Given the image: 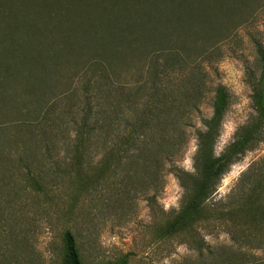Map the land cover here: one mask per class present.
<instances>
[{"label": "trees", "instance_id": "16d2710c", "mask_svg": "<svg viewBox=\"0 0 264 264\" xmlns=\"http://www.w3.org/2000/svg\"><path fill=\"white\" fill-rule=\"evenodd\" d=\"M8 1L9 19L0 23V128L16 127L24 139L15 138L8 152L0 145L1 190H15L11 153L42 148L49 153L50 144L64 135L61 125L66 122L74 156L64 172L76 176L81 187L101 189L102 176L112 168L147 176L157 185L169 167L185 194L163 235L185 232L199 222L223 221L231 223L232 241L239 244L237 264H242V246L264 250V157L242 173L227 200L211 201L231 167L264 142L263 48L258 50L261 74L249 81L253 118L216 155L231 102L226 87L217 85L213 114L197 130L194 170L187 172L175 160L185 150L193 116L206 98L208 77L201 66L205 57L189 53L185 41L198 43L222 24L209 0ZM83 51L88 54L82 64L63 78L69 70L64 65ZM135 58V69H118ZM93 151L102 152L96 163L88 160ZM25 182L43 188L36 169L29 170ZM63 252L64 264H84L69 230L63 235ZM246 264L264 263L248 259Z\"/></svg>", "mask_w": 264, "mask_h": 264}, {"label": "rangeland", "instance_id": "374dc122", "mask_svg": "<svg viewBox=\"0 0 264 264\" xmlns=\"http://www.w3.org/2000/svg\"><path fill=\"white\" fill-rule=\"evenodd\" d=\"M8 4V0H0L3 25L11 12ZM209 5L217 13L215 20L222 24L198 43H191L188 38L185 41L189 53L205 57L201 66L208 77L206 98L193 116L185 150L175 160V165L187 172L194 170L197 130H203V120L213 114L214 88L225 86L231 95L215 144V154L220 155L255 114L249 81L257 79L262 71L258 50L264 49V0H209ZM206 50L210 52L202 55ZM87 54L83 51L73 56L64 65L69 70L62 72L63 78L80 66ZM138 59H131L130 63ZM135 63L129 67L123 63L118 69H135ZM56 88L62 90V84ZM16 113L13 110V119H18ZM8 126L0 128V145L6 146V152L7 145L14 149L15 138L24 139L18 128L6 129ZM69 127L62 122L64 135L50 144L49 153L45 148L27 154L17 150L16 154L11 153L16 182L11 193L0 188V264H64L63 235L68 230L76 236L84 264L238 263L239 244L232 241L229 222H199L182 233L162 234L163 228L179 213L185 194L169 167L157 185L149 183L147 176L112 168L102 176L101 189L81 187L76 176L69 177L64 172L74 156ZM101 157L102 152L93 151L88 160L96 163ZM263 157L264 142L231 167L211 201L227 200L242 173ZM35 169L43 179L42 189L25 182L29 170ZM240 252L242 264L248 259L264 263V250L251 251L242 246ZM227 258L232 260L226 261Z\"/></svg>", "mask_w": 264, "mask_h": 264}]
</instances>
